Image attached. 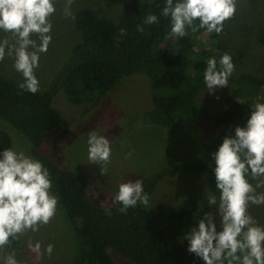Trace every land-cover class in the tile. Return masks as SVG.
<instances>
[{"label":"trees","instance_id":"1","mask_svg":"<svg viewBox=\"0 0 264 264\" xmlns=\"http://www.w3.org/2000/svg\"><path fill=\"white\" fill-rule=\"evenodd\" d=\"M113 1L120 6L116 19L100 16L88 7L76 10L73 24L80 32V39L43 90L32 94L22 90L19 82L0 74V121L23 136L29 145V155L49 169L52 192L58 197L57 211L69 226V264H113L108 249L135 264H203L186 251L183 233L195 221L184 201L153 207L138 203L135 208L121 213L119 204L102 205L90 199L83 173L60 166L40 151L46 133L60 122L61 114L53 105L57 93L64 92L72 103H84L82 115H85L123 76L131 73L144 74L151 88V107L142 115L141 122L174 134L176 117L190 115L195 107V96L204 84L207 61L204 57L219 59L222 55L221 37L213 32L208 33V42L204 44L209 47L198 53L200 57L191 59L195 57L189 51L194 45L192 38L207 33L202 28L194 32L189 29L183 37L190 42L188 51L185 48L179 53L167 49L170 20L160 15L163 0ZM149 12L158 15V24H143ZM138 25L143 31L137 30ZM120 28L126 29L122 37ZM237 82L238 86L225 97L222 108L214 115L215 133L194 156L167 163L140 178L148 196L163 178L187 173H207L204 176V182H209L205 183L207 189L218 194L208 168L212 163L208 153L214 151L222 137L231 133L235 126H243L254 107L248 103L250 95H257L264 87L263 79L248 73L239 75ZM162 89L167 92L160 93ZM7 130L0 128V149L12 147ZM106 208L111 209V214ZM21 243L19 235L3 248L14 250Z\"/></svg>","mask_w":264,"mask_h":264},{"label":"rangeland","instance_id":"2","mask_svg":"<svg viewBox=\"0 0 264 264\" xmlns=\"http://www.w3.org/2000/svg\"><path fill=\"white\" fill-rule=\"evenodd\" d=\"M80 7L91 8L98 15L110 19H116L120 11V6L113 0H73L70 5L72 17L69 18L64 15L65 0H56V11L49 17L52 40L48 50L40 54L39 66L34 70L39 80V90L47 87L71 47L80 39V32L73 24L75 12ZM208 35L205 33L192 38L194 45L190 50L189 41L174 35L166 42L165 47L179 53L186 48L195 56L191 57L194 60L200 57L199 52L203 53L209 47L204 45L208 42ZM219 36L223 45L222 54H231L235 65L228 88L220 87L208 93L203 84L195 96V107L190 115H181L179 119L176 117L177 130L174 134L164 128L141 122L142 115L151 107V88L144 74L131 73L123 76L117 86L85 115H82L86 106L84 103H72L64 92L57 93L53 98V105L61 114L60 122L46 133L40 151L49 155L60 166L83 173L88 196L102 205L113 202L120 183L142 178L172 161L191 158L207 138L215 133L214 115L222 108L225 97L238 86L237 77L248 73L264 80V0H237L235 14L224 22ZM4 39L10 44L15 41L11 33L0 32V40ZM32 39L38 42L36 34L32 35ZM204 58L208 59V56ZM189 61L192 62L190 59ZM13 63L14 58L5 55L0 60V74L20 83L23 78L14 69ZM190 74L193 72L190 71ZM161 92H167V89H162ZM258 101L264 102V87L257 95H250L248 103L255 105ZM0 128L9 130L11 148L23 150L29 155V145L23 136L2 121ZM91 130L105 135L111 143L112 156L110 163L106 165L107 173L103 175L99 165L90 164L87 160L86 138ZM128 152L132 153L130 157H126ZM207 192L210 191L202 174L187 173L165 177L149 195V205L146 207L184 201L195 219L209 211L203 198ZM257 192L264 193V187L257 189ZM201 205L204 207L200 211ZM248 211L260 225H264V205L250 204ZM69 233V226L56 211L49 223L40 225L38 231L28 230L20 234L22 243L18 248L10 251L0 249V258L15 252L20 264H69ZM36 241L41 245L40 256L28 246L29 242ZM48 244L53 246L51 255L44 253ZM108 252L113 264H135L112 249H108Z\"/></svg>","mask_w":264,"mask_h":264},{"label":"clouds","instance_id":"3","mask_svg":"<svg viewBox=\"0 0 264 264\" xmlns=\"http://www.w3.org/2000/svg\"><path fill=\"white\" fill-rule=\"evenodd\" d=\"M72 2L65 0L64 15L69 18ZM55 4L56 0H0V32L15 37L11 44L0 40V60L5 55L14 58L13 67L23 78L18 86L32 94L40 88L34 70L39 66L40 54L48 50L52 40L49 17L56 11ZM236 6L237 0H163L159 10L161 16L170 20L169 38H181L187 36L189 29L194 32L197 28L220 34L224 22L234 16ZM158 23L159 17L153 12L143 19V24ZM137 30L143 31V27L138 25ZM119 33L124 36L126 29L120 28ZM33 34L38 42L32 39ZM234 71L231 54L208 58L203 72L206 91L228 88ZM86 145L88 163L99 165L100 173L106 174L112 156L110 140L91 130ZM131 155L126 153V157ZM208 156L212 162L208 168L218 194H204L209 211L193 219L195 223L183 233L186 251L203 264H264V225L248 211L250 204L264 205V193L257 192L264 187V102H256L243 126L237 125L226 133ZM113 203L120 205L121 213L138 203L148 206L143 180L120 183ZM57 205L51 174L40 160L16 148L0 149V249L20 234L38 231L40 225L48 224ZM105 211L111 214L110 208ZM28 246L37 256L41 255L39 241L29 242ZM52 251V244L45 246L44 253L51 255ZM0 264L20 262L12 252L0 258Z\"/></svg>","mask_w":264,"mask_h":264}]
</instances>
